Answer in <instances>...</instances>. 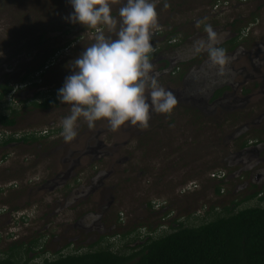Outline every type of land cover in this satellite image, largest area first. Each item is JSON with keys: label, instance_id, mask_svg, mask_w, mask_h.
<instances>
[{"label": "rangeland", "instance_id": "rangeland-1", "mask_svg": "<svg viewBox=\"0 0 264 264\" xmlns=\"http://www.w3.org/2000/svg\"><path fill=\"white\" fill-rule=\"evenodd\" d=\"M215 1L149 0L158 14L157 26L150 29L152 59H169L175 70L170 77L160 76L164 86L182 87L178 71L187 76L209 57L198 43L207 40L208 26L216 33L213 47L218 49L231 31L242 27L249 28L253 40L264 41V0H218L214 8ZM125 2L110 0L111 15L118 20ZM72 11L68 0H0V85L8 83L14 90L30 83L3 99L1 112L9 115L8 109H16L18 118L14 127L0 126V140L17 131H30L34 137L12 145L0 141V207L7 210L0 215V257L12 244L21 245L10 253L20 250L16 256L22 264L33 256L25 248L35 239H39L38 247L32 245V250L37 253L36 248L42 247L45 258L55 257L58 250L66 254L107 243L127 254L139 248L136 237L141 238L143 232L156 236L179 222L198 225L225 213L232 202H240L236 209L264 206V199H259L264 197V180L255 179L256 170L241 171L244 164L233 153L239 150V142L262 139L263 133L250 127L239 141L228 142L224 136L244 123L241 112L235 110L215 112L203 120L197 108L177 101L170 113L151 116L147 128L129 127L126 122L115 131L106 120L95 122L90 129L81 117L77 135L65 141L60 122L70 114V105L58 102L42 109L32 102L57 95L64 78L71 74L72 60L95 42L98 32L116 38L105 25L92 29L68 22L64 17ZM50 61V68L39 74L40 64ZM212 64V70L223 66L210 62L204 70ZM25 74L29 78L20 80ZM176 78L178 83H169ZM43 129L48 130L46 136L39 135ZM89 136L102 142L101 153L83 155L65 167L60 146L82 150ZM65 169L62 179L39 187ZM211 172H215L214 179ZM94 180L102 182V193L106 188L107 209L99 207L98 190L83 193ZM257 191L261 193L246 199ZM98 214L103 225L96 222Z\"/></svg>", "mask_w": 264, "mask_h": 264}, {"label": "clouds", "instance_id": "clouds-1", "mask_svg": "<svg viewBox=\"0 0 264 264\" xmlns=\"http://www.w3.org/2000/svg\"><path fill=\"white\" fill-rule=\"evenodd\" d=\"M68 3L73 9L64 17L68 22L92 29L105 25L116 38L98 32L95 42L72 60L71 74L57 90V100L70 105V114L60 122L65 141L77 135L81 117L90 129L95 122L106 120L109 129L115 131L126 122L147 128L150 113H170L177 100L171 91L158 85L148 55L153 51L150 29L157 26L156 5L149 0H126L118 20L111 15L110 0ZM168 6L165 3L164 7ZM206 32L207 40L198 41L200 47L213 63L224 64L223 51L213 47L216 33L211 26Z\"/></svg>", "mask_w": 264, "mask_h": 264}, {"label": "flooded vegetation", "instance_id": "flooded-vegetation-1", "mask_svg": "<svg viewBox=\"0 0 264 264\" xmlns=\"http://www.w3.org/2000/svg\"><path fill=\"white\" fill-rule=\"evenodd\" d=\"M218 3L219 1L216 0L214 6ZM233 23L230 26H233ZM228 36L225 43L219 46V48L223 51L225 62L223 66L217 68V70H212V68H214V64L208 66L207 70H204L203 67L212 62L208 56H205L204 60L200 63L201 65L192 69L189 75L187 74V76H185L183 75V72L178 71V80L183 81L182 87H172L170 85L164 86L163 83L165 82L164 80H160V76L167 75L170 77L171 73H175V70H171L173 64L172 61L166 58L164 59L167 61L164 59L161 60L160 58H156L154 60L149 58L151 60L150 63L152 64V75L156 78L159 86L171 91L174 94L177 101L189 103V106L193 109L197 108L200 119L206 120L210 114L215 112H219L221 114L223 112L230 113V110L241 112V118L244 120V123L239 126V128L235 129L232 134L227 133L224 137L228 140V142L232 139L239 141L240 139L238 138H242V133L249 130L250 127L253 130L259 129V131L263 133L262 139L242 140V142L238 143L239 150L233 153L238 155V160L244 164L243 168L240 169L241 171L245 169L251 173V170H256V175H254L255 179L264 180V41L253 40V36H251L249 28L244 29V27L231 31ZM176 42L177 40H175L174 43ZM174 43L171 45H176ZM201 51L204 52V49ZM52 63L53 62L45 63L43 73L50 68ZM156 64H161L162 68H160V66L154 69V65ZM178 80L176 78V80L168 81L172 84L175 82L178 83ZM220 80L223 81L220 82ZM216 82H218L217 85H215ZM29 84L30 83L26 82L20 84L15 87L16 90H11L8 95L18 91V89H21L22 86L27 87ZM154 114L155 112L150 113V117ZM15 124H17V122ZM47 131V129H43L39 131V135L46 136L48 133ZM13 135V140L10 142H5L6 138H3V140L0 141L6 143L4 145L24 143L21 138L29 137L33 134H31L30 131H26L24 133L22 131H17V133H13ZM87 140H89V142L86 143V139L84 140V147L82 150H69L65 148V145L60 146L61 148H64L62 151L65 153V156L63 157L62 162H64L65 167L67 165L75 164L78 160L80 161L81 156L83 155H95L97 153H101V150L104 148L102 142L94 140V137L92 136H89ZM66 173V169L64 173L57 172V174H60L59 176L57 175V177L51 181L48 180L43 182L39 187L46 188L51 182L62 179ZM104 174L106 175L105 172ZM222 175H225L224 171H222ZM214 177L215 172H211L210 178L214 179ZM216 177L220 176L216 175ZM102 187V182L94 180V183L90 184L86 190L83 191V193L86 195L89 191H93L95 189L98 190L100 192L98 193L99 207L107 209V205L104 204L106 198V188L102 193V191L99 190ZM182 191L185 192L188 190L186 188H182ZM107 203L109 204V202ZM90 214L91 213L85 215ZM97 216V224L103 225L100 215L98 214ZM93 222L94 221H92V224ZM143 236L144 234H142L141 238L138 236L136 240L143 243Z\"/></svg>", "mask_w": 264, "mask_h": 264}, {"label": "trees", "instance_id": "trees-1", "mask_svg": "<svg viewBox=\"0 0 264 264\" xmlns=\"http://www.w3.org/2000/svg\"><path fill=\"white\" fill-rule=\"evenodd\" d=\"M148 55L149 58L153 57L151 53ZM44 65L41 63L37 68L41 75ZM28 78V74L21 76L22 81ZM11 90L8 83L0 85V105ZM56 97L57 95L54 98H45L40 103H32L36 107L47 109L59 102ZM8 111L9 115L0 110L2 127H12L16 123L18 111L12 108ZM29 139L33 140L34 137L21 138L24 142ZM11 140L13 138L8 137L5 142ZM258 193L261 191L246 196V199ZM239 203L232 202V207L224 209L225 213H219L215 218L198 225L179 222L171 231L161 235L154 236L151 231L145 232L144 242L138 249L127 254L111 249L107 243L105 247L80 252L63 254L58 250L55 257L45 258L41 256L44 253L42 247L36 248L37 253L32 250V245L37 246L39 241L35 239L25 248V253L33 252V256L31 259L27 257L22 264H27L28 260H34V264H264V206L236 209ZM102 240L103 238L100 242ZM18 247L21 245L12 244L8 253L0 257V264H20L16 256L20 250L10 253Z\"/></svg>", "mask_w": 264, "mask_h": 264}, {"label": "built area", "instance_id": "built-area-1", "mask_svg": "<svg viewBox=\"0 0 264 264\" xmlns=\"http://www.w3.org/2000/svg\"><path fill=\"white\" fill-rule=\"evenodd\" d=\"M217 7H218V4L214 6V8H217ZM5 211L7 212L6 208L0 207V215H4Z\"/></svg>", "mask_w": 264, "mask_h": 264}]
</instances>
